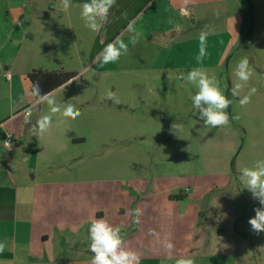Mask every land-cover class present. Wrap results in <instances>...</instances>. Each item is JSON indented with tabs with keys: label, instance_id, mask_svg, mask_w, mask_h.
Instances as JSON below:
<instances>
[{
	"label": "crops",
	"instance_id": "0c3cea01",
	"mask_svg": "<svg viewBox=\"0 0 264 264\" xmlns=\"http://www.w3.org/2000/svg\"><path fill=\"white\" fill-rule=\"evenodd\" d=\"M219 1L225 0H116L108 22L99 32H93L85 26L80 15L82 5L88 0H71V7L67 10L62 9L61 0H0V242L6 245L0 253V264H91L90 239L74 234L70 236L71 230L64 235L63 231L62 235L57 232L59 228L74 229L75 226L83 229L99 218L119 227L121 234L126 232L124 247L137 253L138 264H174L175 259L181 257H191L195 264H202L220 256L227 259L235 257L234 252H227L222 246L229 236L234 240L242 238L240 219L234 206L230 202L226 204L224 213L218 211L209 218L206 215L209 209H215L218 201H211L208 196L215 191L221 193L224 186L237 182L232 179L227 165L210 170V167H217L224 155H196L201 172L194 174L195 180L184 189L170 188L178 178L185 176L180 172L170 174L164 165L157 178L147 179L146 187L133 188V194L138 196L135 209L139 208L142 215L138 224L126 227L120 224L124 208L116 201V196H121L119 189L100 192L101 204L91 208L88 187L62 183L65 185L58 187L57 191L64 190L66 199L57 202L55 212L46 198V194L57 187L55 180L36 181V175L30 180L32 169L18 154L12 155L17 150L14 145L8 150L10 156L1 155L6 136H12L16 143L22 138L36 140L28 131L31 123L25 120L31 116L28 109L38 102L31 95L29 72L34 69L77 71L79 75L76 78L57 90L66 88L84 76L107 44L129 34L126 28L133 19H136V28L142 33L139 42L135 46L129 43L128 54L109 65L114 69L117 66L120 70L146 72L179 69L180 65L170 64V56L177 46L176 35L184 33V21L192 18L195 23L201 6ZM124 12H127V19L122 16ZM124 41L128 43L129 36ZM157 51L160 57L155 58L152 54ZM217 65L198 63L186 69L207 70ZM99 69L100 73H107L112 68L104 65ZM6 72L10 73L9 79L4 76ZM150 92L152 97L162 94ZM98 95L101 98L106 93ZM187 104L194 110L188 123L194 120L199 124L193 136L198 147L205 136L211 143L210 139L217 137L219 131L223 134L219 135L232 137L234 130L230 125L206 126L199 119L191 99ZM105 112L99 109L100 114ZM132 112V116L137 117L136 110ZM148 117L145 114L141 120L150 124ZM160 119L162 121L164 117ZM37 141L38 138L34 143ZM72 141L77 145L85 139L73 138ZM226 144L229 150L234 141L227 139ZM232 149L227 155L233 154ZM36 153L35 149L33 158H36ZM133 158L137 161V156ZM211 179H214L213 184ZM176 196L180 198H174ZM229 196H234V192ZM168 242L174 245L170 252L165 247ZM169 254L172 260L167 259Z\"/></svg>",
	"mask_w": 264,
	"mask_h": 264
},
{
	"label": "rangeland",
	"instance_id": "374dc122",
	"mask_svg": "<svg viewBox=\"0 0 264 264\" xmlns=\"http://www.w3.org/2000/svg\"><path fill=\"white\" fill-rule=\"evenodd\" d=\"M201 30L208 32V54L201 64H219L204 71L210 77H215L221 90L232 101L227 109L230 117L227 125L232 127L234 134L226 137L219 131L222 135L218 133L217 137L211 138V143L205 136L198 147L193 136L199 124L194 123V120L188 123L194 110L187 104L197 89L182 78V74L186 75L189 71L186 68L190 65L198 64L196 57L199 55ZM175 41L177 46L170 56V64L180 65L179 69L126 71L106 64L112 69L100 73L99 68L102 66L98 59L91 63L82 78L62 90L50 93V98L59 104H75L81 115L73 120L63 118L60 113L52 114V127L36 143L34 141L37 138H22L17 143L14 141L17 150L12 155L18 154L30 165V180L34 175L36 181L55 180L57 187L46 194L47 201L52 204V211H55L60 199H66L64 190L57 191L60 189L58 187L65 185L62 183L88 187L91 208L101 204L100 192L119 189L121 196H116V201L124 208L120 220L122 227L134 223L131 213L138 206V196L133 194V188L146 187L147 179L152 176L157 178L164 165L170 174L180 172L185 176L178 178V182L172 183L170 188L184 189L191 186L189 183L195 180L194 174L201 172L196 155H224L217 167H210V170L227 165L232 179L237 182H233L232 186H224L221 193L215 191L208 196L211 201H218L215 202V209H209L206 215L209 218L218 211L224 213L226 204L231 202L240 219L242 238L234 240L233 236H229L222 243L227 252H234L235 257L227 259L220 256L202 264H264V232L254 233L248 223L255 215L254 209L260 204L239 179L242 168L251 167L256 160L264 158V0H225L203 5L199 8L195 23L192 18L184 21V33L177 34ZM152 56L160 57V52ZM243 57L249 60L253 75L241 88L240 96L233 97L232 88L242 83L234 75L235 66ZM251 88L256 89L251 102L241 106L240 97L247 95ZM151 90L162 94L152 97ZM109 91L115 93V101L107 99L106 95L101 98L98 95ZM31 108V116L25 119L31 124L39 116L50 114L47 102H37ZM99 109L106 112L100 114ZM132 110H136L137 117L132 116ZM145 114L149 115L150 124L141 120ZM161 116L164 117L162 121ZM173 123L180 126L177 134L172 130ZM73 138H84L85 141L75 145ZM227 139L234 141V145H229V150ZM231 147L233 154L229 156L227 154ZM35 149L36 158H33ZM1 150V155L8 156L10 153L4 147ZM134 156H137V161ZM210 183L213 184L214 179ZM233 192L234 196H229ZM57 212L61 214L59 209ZM90 225L83 229L78 226L74 229L59 228L57 234L62 235L63 231L64 235L71 230L73 232L68 235L89 239ZM125 233L121 235L124 237Z\"/></svg>",
	"mask_w": 264,
	"mask_h": 264
},
{
	"label": "clouds",
	"instance_id": "9594fccd",
	"mask_svg": "<svg viewBox=\"0 0 264 264\" xmlns=\"http://www.w3.org/2000/svg\"><path fill=\"white\" fill-rule=\"evenodd\" d=\"M116 0H88L81 7V18L85 26L93 32H99L108 22L111 9L115 6ZM63 10L71 7V0H61ZM127 19V12L122 13ZM179 29V25L176 26ZM126 31L129 35V42L117 38L107 44L98 55V62L101 66L116 63L121 56L127 55L129 43L135 46L142 33L136 28V19L129 21ZM208 32L201 30L199 35V55L196 57L198 63H202L204 57L208 54L207 47ZM234 75L242 83H237L231 90L233 97L240 96V90L244 84L250 80L253 75V69L250 67L249 60L246 57L241 58L236 66ZM187 82L191 83L197 91L191 97L193 107L199 113V119L206 126L213 128L225 126L229 123L230 117L227 109L232 101L221 90L219 82L215 77H210L202 68H193L185 74H182ZM256 92L251 88L247 95L240 97L239 103L245 106L251 102V96ZM31 95L38 102H47L50 107V114L41 115L34 124L29 128V134L36 138L42 137L51 127L53 115L60 113L63 118L77 119L80 115V109L72 103L59 104L50 98L49 93H42L38 82L32 83ZM106 98L115 101V93L109 91ZM35 107V106H34ZM29 114L32 108L28 109ZM30 123V121H27ZM179 125L173 123L172 130L177 134ZM240 181L252 194V198L258 200L260 207L254 209L255 215L251 217L248 223L251 230L259 234L264 232V158L256 160L251 167H245L240 170ZM134 217L133 222L138 224L142 211L137 208L131 213ZM89 250L92 253L91 264H138L139 257L137 253L124 247V237L121 235V229L114 227L105 219L99 218L94 220L89 227ZM5 243L0 242V253L5 250ZM166 249L171 251L174 245L168 242ZM167 259L172 260L169 254ZM174 264H195L191 257H181L175 259Z\"/></svg>",
	"mask_w": 264,
	"mask_h": 264
},
{
	"label": "trees",
	"instance_id": "16d2710c",
	"mask_svg": "<svg viewBox=\"0 0 264 264\" xmlns=\"http://www.w3.org/2000/svg\"><path fill=\"white\" fill-rule=\"evenodd\" d=\"M79 75L77 71H71V70H55V71H47V70H41V69H34L31 72L28 73V79L32 83L38 82L40 85V89L42 93H51L74 78H76ZM34 97V96H33ZM35 100H37L34 97ZM172 198V197H171ZM174 198H180L179 196H176Z\"/></svg>",
	"mask_w": 264,
	"mask_h": 264
},
{
	"label": "built area",
	"instance_id": "2783aa9c",
	"mask_svg": "<svg viewBox=\"0 0 264 264\" xmlns=\"http://www.w3.org/2000/svg\"><path fill=\"white\" fill-rule=\"evenodd\" d=\"M4 76H5L6 79H9L10 78V73L6 72ZM26 115H28L27 112H26ZM13 143H14L13 137L12 136H6L4 146H5V148L7 150H10L12 148Z\"/></svg>",
	"mask_w": 264,
	"mask_h": 264
}]
</instances>
